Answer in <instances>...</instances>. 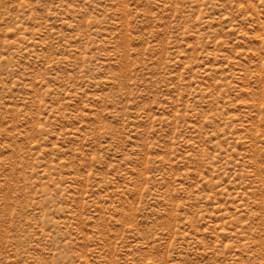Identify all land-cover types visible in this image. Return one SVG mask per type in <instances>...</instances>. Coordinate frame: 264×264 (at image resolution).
<instances>
[{
	"label": "rangeland",
	"instance_id": "1",
	"mask_svg": "<svg viewBox=\"0 0 264 264\" xmlns=\"http://www.w3.org/2000/svg\"><path fill=\"white\" fill-rule=\"evenodd\" d=\"M0 264H264V0H0Z\"/></svg>",
	"mask_w": 264,
	"mask_h": 264
}]
</instances>
